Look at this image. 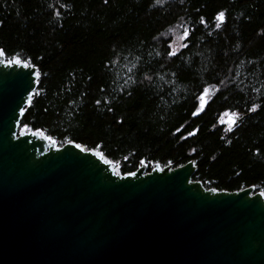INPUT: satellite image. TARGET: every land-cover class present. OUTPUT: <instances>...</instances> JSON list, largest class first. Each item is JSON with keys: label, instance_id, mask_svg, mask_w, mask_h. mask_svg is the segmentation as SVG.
Instances as JSON below:
<instances>
[{"label": "trees", "instance_id": "trees-1", "mask_svg": "<svg viewBox=\"0 0 264 264\" xmlns=\"http://www.w3.org/2000/svg\"><path fill=\"white\" fill-rule=\"evenodd\" d=\"M220 10L226 23L217 29ZM201 16L206 24L196 23ZM184 26L197 29L195 39L183 59L167 58ZM0 48L41 74L19 129L99 149L122 174L141 159L150 170L194 160V179L208 188L264 192V0H0ZM108 60L116 63L105 70ZM133 65L135 84L122 94ZM224 76L231 83L192 117L198 85ZM253 103L261 107L247 112ZM225 109L246 115L232 131L218 123Z\"/></svg>", "mask_w": 264, "mask_h": 264}, {"label": "water", "instance_id": "water-1", "mask_svg": "<svg viewBox=\"0 0 264 264\" xmlns=\"http://www.w3.org/2000/svg\"><path fill=\"white\" fill-rule=\"evenodd\" d=\"M7 61L0 57V264H264L262 190L211 192L194 179V160L116 176L92 154L110 159L99 149L19 129L40 77Z\"/></svg>", "mask_w": 264, "mask_h": 264}, {"label": "snow or ice", "instance_id": "snow-or-ice-1", "mask_svg": "<svg viewBox=\"0 0 264 264\" xmlns=\"http://www.w3.org/2000/svg\"><path fill=\"white\" fill-rule=\"evenodd\" d=\"M105 3H107V0H105ZM49 7H51V5H49ZM61 7H64V5H61ZM55 15L57 17H59L60 13L57 11L55 13ZM213 19L216 22V28L220 29L222 27V25H224L226 23V12L224 10L216 11L214 13ZM196 23L203 25V24H206L207 21L203 16H201L198 19V21H196ZM196 30L197 29H195V28L184 26L182 28L181 34L177 37V40L176 41H170L165 46L164 55L170 59H174L178 56H180L181 59H183L182 52L184 50L189 49L190 44L188 42L195 39L194 32ZM4 55H6L4 49L0 48V57H2ZM155 55L157 57H159L161 55V53L156 52ZM115 63H116V61H114V60L105 61L104 62L105 70H108L109 66L112 64H115ZM7 64L8 65H17V66H20L22 68L29 69L30 70L29 75L33 76L38 82V78L40 77L41 74H40V72L36 71L35 65H33L30 62V58L28 60H24V59H21L20 57H13V59L7 61ZM160 67L163 68L164 65H160ZM136 71H139L138 65H133L131 68L128 69V78L126 80H124L123 84L121 85V93L122 94L127 91V87L130 83L135 84L134 72H136ZM171 75L176 76V72H172ZM219 76H220V73H216V76L213 78L216 79ZM87 79L91 80V77L89 76V77H87ZM143 79L151 81L153 79V76L144 74ZM226 81L228 83H231V78L229 76H224L223 79L218 80V83L215 86L209 85L207 83H202L201 85H198L197 94H195V96H194L193 109L191 111L192 117L199 116L202 112H204L207 109V107L211 103L210 95L215 97L221 93L222 89H226ZM100 91L101 92L104 91L103 86L100 88ZM255 91H258V90H255ZM130 94L131 93L128 92V95H130ZM33 95H34V93L31 91L28 93V102L29 103L31 102ZM223 99L227 100V96H224ZM104 102L108 103L107 98H105ZM95 104L97 106H99L101 104V100H99V99L95 100ZM260 107H261V105L253 103V104H251L250 107L246 108V111L249 113H252V112L257 111ZM20 111L23 113L24 109L21 108ZM107 111L111 112L112 108L111 107L107 108ZM221 115L228 117V119L224 120L221 118V119H219L218 123L219 124H227L229 126V131H231L233 126L236 125L237 121L242 118L240 116V114L233 109H225V111ZM117 122L120 123L121 121H117ZM198 130H199L198 128L193 129V131L189 132L187 135L188 136L195 135ZM177 131H179V129H177ZM43 138L46 140H49L53 145H55V143H56V141L51 136L45 135V136H43ZM182 138H186V137H182ZM68 143H73V141L69 140ZM229 143H230V141H229ZM74 146H75V148L79 149L82 152L85 151L84 147L79 143H75ZM193 151H195V149H193ZM92 154L94 156L98 157L105 165H110L111 171L114 175L121 176V172L117 171V166L113 163L112 160L105 159V156L100 151L93 152ZM257 154H258V152H257ZM139 163H140V165L143 166L147 163V161L145 159H141L139 161ZM168 164L171 165L172 161H168ZM155 171H164V169L160 166V164L158 162L155 164ZM124 175L134 176V175H136V173L135 172H127ZM210 191L216 192L217 189L212 188V189H210ZM260 195L264 196V192H261Z\"/></svg>", "mask_w": 264, "mask_h": 264}, {"label": "rangeland", "instance_id": "rangeland-1", "mask_svg": "<svg viewBox=\"0 0 264 264\" xmlns=\"http://www.w3.org/2000/svg\"><path fill=\"white\" fill-rule=\"evenodd\" d=\"M179 35H180V34H179ZM179 35H178V36H179ZM178 36H177V37H178ZM177 37H176V40H177ZM176 40H175V41H176ZM225 118H226V116L224 117V119H225ZM115 164H116V166H117L118 171L121 172V171H120V166L118 165V163L115 162ZM160 166H161V165H160ZM161 167L163 168L164 166H161ZM153 168H155V166H154ZM153 168H152V169H153ZM147 171H151L150 169H148V166H147Z\"/></svg>", "mask_w": 264, "mask_h": 264}, {"label": "flooded vegetation", "instance_id": "flooded-vegetation-1", "mask_svg": "<svg viewBox=\"0 0 264 264\" xmlns=\"http://www.w3.org/2000/svg\"><path fill=\"white\" fill-rule=\"evenodd\" d=\"M235 126V125H234ZM234 126H233V128H234Z\"/></svg>", "mask_w": 264, "mask_h": 264}, {"label": "built area", "instance_id": "built-area-1", "mask_svg": "<svg viewBox=\"0 0 264 264\" xmlns=\"http://www.w3.org/2000/svg\"><path fill=\"white\" fill-rule=\"evenodd\" d=\"M23 130V129H22Z\"/></svg>", "mask_w": 264, "mask_h": 264}]
</instances>
